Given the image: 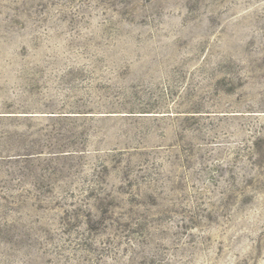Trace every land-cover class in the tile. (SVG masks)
Masks as SVG:
<instances>
[{
	"label": "rangeland",
	"instance_id": "rangeland-1",
	"mask_svg": "<svg viewBox=\"0 0 264 264\" xmlns=\"http://www.w3.org/2000/svg\"><path fill=\"white\" fill-rule=\"evenodd\" d=\"M0 264H264V0H0Z\"/></svg>",
	"mask_w": 264,
	"mask_h": 264
}]
</instances>
